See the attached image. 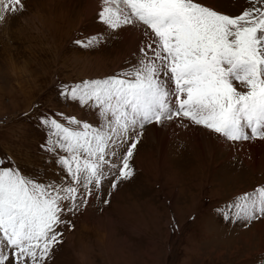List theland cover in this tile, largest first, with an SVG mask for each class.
Instances as JSON below:
<instances>
[{"label":"rangeland","instance_id":"1","mask_svg":"<svg viewBox=\"0 0 264 264\" xmlns=\"http://www.w3.org/2000/svg\"><path fill=\"white\" fill-rule=\"evenodd\" d=\"M24 2L26 11L0 23V115L12 117L0 128V159L11 158L24 174L56 178L41 119L63 113L98 126V114L64 99L61 87L128 69L143 36L130 28L109 32L97 18L99 0ZM198 2L233 17L253 6ZM91 36L102 37L97 47L76 43ZM143 132L130 161L133 177L112 189L109 173L87 205L67 215L74 227L64 228L52 264H264V219L245 227L217 211L264 185V140L233 146L179 121ZM127 147L115 150L122 157Z\"/></svg>","mask_w":264,"mask_h":264},{"label":"snow or ice","instance_id":"2","mask_svg":"<svg viewBox=\"0 0 264 264\" xmlns=\"http://www.w3.org/2000/svg\"><path fill=\"white\" fill-rule=\"evenodd\" d=\"M249 2L233 17L198 0H99L97 18L109 32H141L138 61L61 87L64 99L95 111L100 123L63 113L41 119L56 178L0 159V264H52L64 228L74 227L67 215L85 207L109 173L112 189L133 177L130 161L147 125L200 126L233 146L264 140V0ZM24 11V0H0V23ZM101 39L76 43L93 48ZM125 144L121 157L115 149ZM217 211L245 227L264 219V185Z\"/></svg>","mask_w":264,"mask_h":264},{"label":"built area","instance_id":"3","mask_svg":"<svg viewBox=\"0 0 264 264\" xmlns=\"http://www.w3.org/2000/svg\"><path fill=\"white\" fill-rule=\"evenodd\" d=\"M11 119H12V117L9 114L0 115V128L9 124L11 122Z\"/></svg>","mask_w":264,"mask_h":264},{"label":"bare ground","instance_id":"4","mask_svg":"<svg viewBox=\"0 0 264 264\" xmlns=\"http://www.w3.org/2000/svg\"><path fill=\"white\" fill-rule=\"evenodd\" d=\"M135 34H136V32L134 33V35H135ZM140 36H141V35H140ZM134 45H136V44H134ZM185 121H186V120H185ZM234 149H235V148H234ZM246 163H249V162L246 161Z\"/></svg>","mask_w":264,"mask_h":264},{"label":"crops","instance_id":"5","mask_svg":"<svg viewBox=\"0 0 264 264\" xmlns=\"http://www.w3.org/2000/svg\"><path fill=\"white\" fill-rule=\"evenodd\" d=\"M259 139H256V140H254V141H258Z\"/></svg>","mask_w":264,"mask_h":264}]
</instances>
